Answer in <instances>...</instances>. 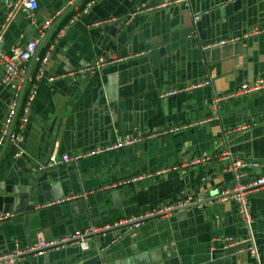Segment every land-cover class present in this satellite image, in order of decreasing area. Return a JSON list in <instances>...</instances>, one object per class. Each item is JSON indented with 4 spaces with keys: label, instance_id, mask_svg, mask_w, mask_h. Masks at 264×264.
<instances>
[{
    "label": "crops",
    "instance_id": "obj_1",
    "mask_svg": "<svg viewBox=\"0 0 264 264\" xmlns=\"http://www.w3.org/2000/svg\"><path fill=\"white\" fill-rule=\"evenodd\" d=\"M13 1L0 0V23ZM68 1L37 0L32 18L17 13L3 34V49L9 51L43 31L32 64L38 66L48 53L45 74L56 78L36 84L24 128L27 154L14 157L10 146L0 152V214L15 213L0 221V251L28 246L39 233L48 240L109 226L93 235L82 259L96 256L97 264H255L241 250L212 245L217 238L247 233L234 201L222 197L233 174L218 156L230 152L264 163V90L240 93L242 85L264 78V0H240L228 17L211 22L214 28H207L204 40L186 30L194 16L232 0H98L86 12L80 3L76 9L66 6L54 19ZM220 40L226 42L213 45ZM99 55L121 60L74 73ZM207 79L208 85L159 97ZM10 94L11 87L0 83V127ZM185 122L199 123L36 169L35 162L52 152L89 151L114 142L117 135ZM205 156L210 161L184 165ZM173 166L178 169L118 184ZM262 172L249 175L252 179ZM31 192L34 210L25 211L23 196ZM184 198L190 199L185 208L157 213ZM248 202L264 261V187L249 194ZM153 211L134 231L112 228L119 220ZM79 251L74 246L52 249L16 264H75Z\"/></svg>",
    "mask_w": 264,
    "mask_h": 264
},
{
    "label": "built area",
    "instance_id": "obj_2",
    "mask_svg": "<svg viewBox=\"0 0 264 264\" xmlns=\"http://www.w3.org/2000/svg\"><path fill=\"white\" fill-rule=\"evenodd\" d=\"M97 1L98 0H69L65 6L55 14L53 18L56 19L66 8V6L76 9L75 7L80 3L81 8L83 7V11L86 12ZM182 1L187 2V0ZM37 6V0H16L8 3L5 9L3 21L0 23V83L3 85H9L11 87L7 111L3 117L0 127V152L3 147L10 146L13 149L14 157H20L27 154L24 148V128L28 122L29 110L35 99L36 84L44 78H46L48 82H52L56 78V76H46L45 74V63L48 60V53L40 60V64L38 66L33 67L32 64L37 51V45L39 41L45 37V33L43 31L39 32L37 38L32 39L22 45L16 44L12 46L9 51H5L3 49V34L13 17L17 13L21 12L32 18ZM235 39L238 38H230L227 39V41H234ZM225 42L226 40H220L216 43H213V45H221ZM147 52L149 53L150 51L147 50L145 52L137 53L135 56L145 54ZM120 60L121 58L116 57L115 55L110 57L99 55L89 64L78 68L76 71H74V73H90L100 69L106 64L115 63ZM208 84H210V80L207 79L202 82L188 84L187 86L171 88L161 92L159 97H169L186 89ZM259 90H264V78H257L252 84L242 85L240 88V93H251ZM197 123L199 122H185L170 127L156 128L150 132L117 135L114 142L96 147L89 151H82L74 154H58L56 152H52L46 157L44 161L35 162L36 169L46 170L58 167L71 162H76L77 160L88 156L132 146L148 139H153L163 135L175 134ZM218 158L219 160H222L224 170L230 171L233 174L231 186L221 192L222 197L223 199H231L234 201L243 225L247 229V233L243 236L217 238L215 239L216 242L212 245V248H214L216 244L221 245L222 248L234 247L238 251L241 250L251 257H254L256 259L255 264H264V261L260 259V253L255 241V237L251 230L253 220L248 202L249 194L264 187L263 172L256 178L252 179L249 173L257 169L264 170V163H259L255 160H244L234 156L230 152L221 153ZM208 161H210V158L205 156L199 159H191L184 165L191 167L199 163H206ZM174 169H178V167L173 166L170 168L161 169L156 172L129 177L121 180L118 184H129L142 181ZM202 180H205V178ZM189 201V198H184L174 206H167L158 209L157 213L164 215L171 211L185 208L189 204ZM14 214V212L1 213L0 221L12 218ZM154 214L155 212L153 211L151 213H145L142 215H136L122 219L115 222L112 225V228L115 230L124 229L126 231H134L141 226L144 219H146L148 216H153ZM109 228V226L103 227L101 229L91 227L85 230H77L65 236L48 240L39 233L37 239L28 246H16L12 250L0 251V264H16L30 255L41 256L49 250L63 249L69 246L78 247L80 251H87L89 249L93 235L101 230Z\"/></svg>",
    "mask_w": 264,
    "mask_h": 264
},
{
    "label": "water",
    "instance_id": "obj_3",
    "mask_svg": "<svg viewBox=\"0 0 264 264\" xmlns=\"http://www.w3.org/2000/svg\"><path fill=\"white\" fill-rule=\"evenodd\" d=\"M240 6V0H232L230 2H227L223 4L221 7L219 6L214 8L213 10L203 13L199 16L195 15L194 19H192L191 25L187 27V31L192 33L193 35H197L200 40H204L205 36L207 34V28L210 27L211 29L214 28L213 25H211L215 19L219 20L220 18H226L230 15V11L232 12L236 8H239ZM81 7V5H80ZM23 205L22 207L28 206V208L25 211H32L34 210V205H33V197H32V192L27 193L23 196ZM21 210V207H20ZM88 251H79V256L75 260H80L78 263L75 264H97L98 263V258L92 257L89 259H82L86 254H88Z\"/></svg>",
    "mask_w": 264,
    "mask_h": 264
},
{
    "label": "trees",
    "instance_id": "obj_4",
    "mask_svg": "<svg viewBox=\"0 0 264 264\" xmlns=\"http://www.w3.org/2000/svg\"><path fill=\"white\" fill-rule=\"evenodd\" d=\"M10 151H11V153L13 154V149H12V148L10 149Z\"/></svg>",
    "mask_w": 264,
    "mask_h": 264
}]
</instances>
